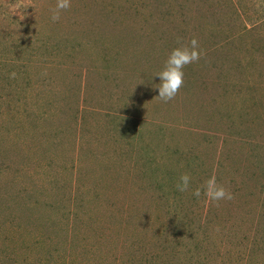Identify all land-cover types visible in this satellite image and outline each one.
<instances>
[{
	"label": "rangeland",
	"instance_id": "374dc122",
	"mask_svg": "<svg viewBox=\"0 0 264 264\" xmlns=\"http://www.w3.org/2000/svg\"><path fill=\"white\" fill-rule=\"evenodd\" d=\"M55 4L0 0V264H264V0Z\"/></svg>",
	"mask_w": 264,
	"mask_h": 264
},
{
	"label": "clouds",
	"instance_id": "9594fccd",
	"mask_svg": "<svg viewBox=\"0 0 264 264\" xmlns=\"http://www.w3.org/2000/svg\"><path fill=\"white\" fill-rule=\"evenodd\" d=\"M71 7V0H56L55 7L51 9V20L59 21L61 13ZM178 44L180 42L178 41ZM202 57L199 41L193 37L189 42L180 44L169 53L162 70L155 73L154 76L159 77L160 83L153 84L154 89H158V95L153 99H159L161 102L167 103L173 100L184 84L183 69L193 63L199 62ZM16 73L12 72L10 78L14 79ZM191 177L184 173L179 177L176 189L179 192H187L190 190ZM213 202L221 200H232L233 193L226 189L223 185L218 184L215 176L207 179L203 185L192 191V195L199 198L201 192Z\"/></svg>",
	"mask_w": 264,
	"mask_h": 264
}]
</instances>
